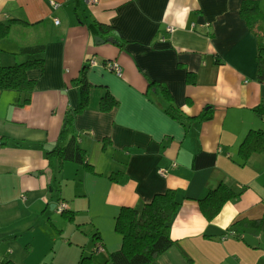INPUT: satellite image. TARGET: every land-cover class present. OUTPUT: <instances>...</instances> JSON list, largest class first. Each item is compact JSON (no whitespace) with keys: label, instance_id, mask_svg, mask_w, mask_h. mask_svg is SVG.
<instances>
[{"label":"crops","instance_id":"1","mask_svg":"<svg viewBox=\"0 0 264 264\" xmlns=\"http://www.w3.org/2000/svg\"><path fill=\"white\" fill-rule=\"evenodd\" d=\"M55 1L57 8L49 0H0V22L9 24L0 65L25 60L24 47L44 46L42 68L27 73L35 80L29 103L0 91V264H76L81 254L104 264L121 245L119 209H140L167 188L180 201L169 226L173 243L147 264H264V153L243 164L238 155L250 129L264 132V114L255 111L264 106L255 62L264 21L258 37L240 15L243 0ZM258 3L264 14V0ZM93 23L113 26L125 43L96 44L103 37ZM84 65L89 103L74 128L93 171L70 161L52 171L44 151L77 104L74 79ZM147 79L163 82L191 122L166 114ZM105 89L118 101L110 111L99 109ZM206 111L209 118L199 119ZM115 172H122L117 181L109 178ZM221 182L238 197L207 219L197 200ZM260 218L262 226L237 231L241 221Z\"/></svg>","mask_w":264,"mask_h":264},{"label":"trees","instance_id":"2","mask_svg":"<svg viewBox=\"0 0 264 264\" xmlns=\"http://www.w3.org/2000/svg\"><path fill=\"white\" fill-rule=\"evenodd\" d=\"M240 15L244 19L248 29L258 37L263 34L259 30V23L264 21V14L259 9L258 0H243L240 7ZM94 31H97L106 39L113 37V41L118 46H122L123 41L116 28L108 24L93 23L88 25ZM96 29H95V28ZM9 24L0 22V37L7 35ZM43 45H32L22 48L19 53L25 54L27 58L12 65H0V91L13 90L18 92L19 99L17 105L23 106L29 103L30 95L33 91L35 80L29 78L27 73L32 68H42L43 66ZM256 62V80L264 84V42L258 46ZM78 85V101L74 109L68 110L64 114L62 126L58 132L57 139L51 148L44 151L48 159L50 170H60L65 162H74L81 164L85 169L93 171L92 166L87 161L86 151L80 146L78 136L75 133L74 120L77 115L83 112L89 103V92L91 85L86 79V65L74 79ZM149 91L157 94L164 101V111L172 119L183 125L191 122L193 118L185 116L179 108L173 103V96L163 82L147 79ZM185 82L187 84L195 83V75L192 72H186ZM264 104V103H263ZM118 105V101L105 89L104 94L99 99V109L101 111H110ZM210 108L207 110L209 111ZM207 111L199 119L209 118ZM255 111L264 114V106L256 108ZM107 145L103 141L102 148ZM264 153V132L262 130L250 129L239 143L238 155L241 158V164L245 163L248 157L254 153ZM122 176V172H115L109 176L113 181H117ZM238 197L225 183H219L215 188L198 199L200 211L207 219H212L221 209L223 204L229 200ZM178 193L171 188L162 192L155 193L152 198L144 203L140 209L123 206L119 209L115 217L114 230L121 235L120 248L108 253L104 264H147L156 259V257L169 248L173 241L169 236L170 222L179 206ZM62 215L73 220L66 210L61 211ZM262 218L250 221H241L237 231L245 232L244 226H260ZM262 226V225H261ZM93 239L99 237L93 234ZM99 246L95 244L93 252L98 250ZM96 249V250H95ZM3 264H16L7 259ZM76 264H93L92 255H80Z\"/></svg>","mask_w":264,"mask_h":264},{"label":"built area","instance_id":"3","mask_svg":"<svg viewBox=\"0 0 264 264\" xmlns=\"http://www.w3.org/2000/svg\"><path fill=\"white\" fill-rule=\"evenodd\" d=\"M49 2H50L51 6H52L53 8H57V7L60 5V3L57 2V1H55V0H49ZM84 2L87 3V4H94V3L97 2V0H84ZM54 22L57 23V22H58V19L55 18V19H54ZM167 30L171 31L172 29H171V28H167ZM95 63H96V62H95L94 60H89V61H88V64H89L90 66L94 65ZM108 68L111 69L112 71H114V73H115L116 75H118V76L121 75V67H120L116 62H112V63H110V65H109ZM63 207H64V204H63V203H59V205H58V207H57V210H58L59 212H61L62 210H64ZM97 249L99 250V249H100V246H99Z\"/></svg>","mask_w":264,"mask_h":264},{"label":"water","instance_id":"4","mask_svg":"<svg viewBox=\"0 0 264 264\" xmlns=\"http://www.w3.org/2000/svg\"><path fill=\"white\" fill-rule=\"evenodd\" d=\"M112 40H113L112 37H107L106 39H103V38H101L99 36H95L94 37V41H95L96 44L97 43H104L105 41L111 42Z\"/></svg>","mask_w":264,"mask_h":264},{"label":"rangeland","instance_id":"5","mask_svg":"<svg viewBox=\"0 0 264 264\" xmlns=\"http://www.w3.org/2000/svg\"><path fill=\"white\" fill-rule=\"evenodd\" d=\"M58 211V210H57ZM59 212V211H58Z\"/></svg>","mask_w":264,"mask_h":264},{"label":"bare ground","instance_id":"6","mask_svg":"<svg viewBox=\"0 0 264 264\" xmlns=\"http://www.w3.org/2000/svg\"><path fill=\"white\" fill-rule=\"evenodd\" d=\"M51 5V4H50Z\"/></svg>","mask_w":264,"mask_h":264}]
</instances>
